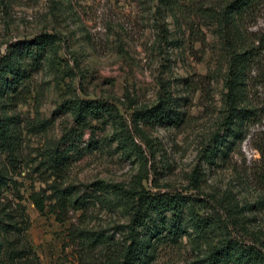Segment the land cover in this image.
I'll return each instance as SVG.
<instances>
[{
    "label": "rangeland",
    "instance_id": "1",
    "mask_svg": "<svg viewBox=\"0 0 264 264\" xmlns=\"http://www.w3.org/2000/svg\"><path fill=\"white\" fill-rule=\"evenodd\" d=\"M168 1L0 2V55L8 45L22 46L38 33L57 38L54 66L42 60L13 104L0 99V115H15L19 130L12 159L0 152V166L11 178L0 203L11 208L13 220L19 219L15 203L22 206L27 224L18 236L22 240L24 234L30 244L33 264H102L101 246L86 245L76 231L98 232L118 242L127 222L120 207L99 202L95 195L83 208L61 211L62 221L47 206L52 199H46L44 210L38 212L29 194L51 195L52 183L70 185L87 196L86 185L92 181L128 186L141 175L151 192L191 195L211 207L209 197L238 207L250 205L243 213L245 226L257 235L264 233V187L255 179L259 154L254 129L242 138H230L214 163L205 156L213 139L221 137V130L213 134L225 109L224 57L198 10L215 0ZM245 23L247 31L264 40V5ZM163 94L174 103L176 122H138L135 133L134 110L152 105ZM74 97L113 104L133 143H118V125L108 120L88 118L79 127L62 104ZM69 128L75 132L72 140L61 142L62 132ZM54 152L63 157L56 169L49 166ZM154 245L156 256L149 264H191L196 257L186 235L175 242L156 240Z\"/></svg>",
    "mask_w": 264,
    "mask_h": 264
},
{
    "label": "trees",
    "instance_id": "2",
    "mask_svg": "<svg viewBox=\"0 0 264 264\" xmlns=\"http://www.w3.org/2000/svg\"><path fill=\"white\" fill-rule=\"evenodd\" d=\"M160 1L165 4L170 2ZM0 2L4 4L5 0ZM263 5L264 0H215L214 4L198 8L224 57L221 100L225 109L220 127L213 137L218 136L219 130L222 132L220 138L213 139L214 144L206 149L205 156L208 162L214 163L225 153L230 138H242L254 129L252 134L257 137L254 148L259 154L255 179L261 187H264V40L256 32L247 31L245 22ZM168 8H172L171 4ZM56 40L55 34L44 32L23 41L20 43L22 46L6 47L5 53L0 55V99L13 104L12 100L21 92L30 71L39 68L42 60L54 66ZM62 104L79 127H83L88 118L101 123L108 120L118 125L115 138L118 143H133L113 104L78 97L65 99ZM173 105L172 99L163 94L152 105L134 110V132L138 122L175 123L178 117ZM74 129L63 131L59 140H72ZM18 140L16 116L2 113L0 152L5 153L9 160L18 146ZM49 159V166L56 169L61 166L63 157L54 152ZM142 178L138 175L135 183L128 186L95 180L86 185L90 187L87 196L77 194L70 185L59 187L52 183L49 185L51 195L32 191L29 199L38 212L44 210L46 199H52L53 202H48L47 206L59 214V221L64 219L61 211L83 208L91 195L108 206L120 207L127 215L121 241L115 242L85 229L76 231L86 245L95 243L101 246L102 264H149L156 256V240L169 238L175 242L182 235L190 237L194 244L191 248L196 257L191 264H264V233H253L244 222L243 213L250 205L238 207L236 203L228 205L225 199L209 197L212 208L204 199L195 196L151 192L141 183ZM10 180L0 166V199ZM191 180L194 186L195 179ZM15 207L19 219L13 220L11 208L7 209L5 204L0 203V264H33L35 255L30 244L24 234L22 240L18 236L20 230L26 229L27 218L18 202ZM19 223L24 228L17 225ZM201 243L204 245H199Z\"/></svg>",
    "mask_w": 264,
    "mask_h": 264
}]
</instances>
